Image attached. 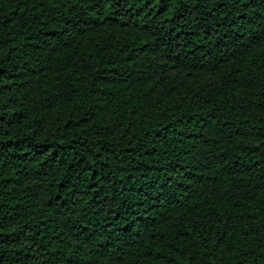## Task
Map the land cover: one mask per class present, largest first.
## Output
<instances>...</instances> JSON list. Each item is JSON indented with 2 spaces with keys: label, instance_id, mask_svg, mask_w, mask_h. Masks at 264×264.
Here are the masks:
<instances>
[{
  "label": "trees",
  "instance_id": "obj_1",
  "mask_svg": "<svg viewBox=\"0 0 264 264\" xmlns=\"http://www.w3.org/2000/svg\"><path fill=\"white\" fill-rule=\"evenodd\" d=\"M0 264H264V0H0Z\"/></svg>",
  "mask_w": 264,
  "mask_h": 264
}]
</instances>
